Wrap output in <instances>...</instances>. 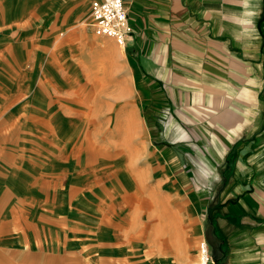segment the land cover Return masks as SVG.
Wrapping results in <instances>:
<instances>
[{
  "label": "crops",
  "instance_id": "crops-1",
  "mask_svg": "<svg viewBox=\"0 0 264 264\" xmlns=\"http://www.w3.org/2000/svg\"><path fill=\"white\" fill-rule=\"evenodd\" d=\"M93 1L0 0V63L8 60L5 67L0 64V264H41L39 253L32 260L25 258V252L37 251L40 241H24L22 217L25 205L32 204L28 202L44 200L46 194L38 191L31 167H22L17 149L2 146V133L9 131L2 123L11 117L81 113L64 110L59 89L55 94L48 90L40 102L33 100L31 90L46 84L43 78L27 76L17 84L21 87L9 83L15 67L13 44L33 47L45 32L54 37L63 29L83 39L98 36L94 30L93 35L77 31ZM124 1L130 34L119 52L117 76L105 48L96 51L107 58L102 64L92 59L94 50L85 47L84 40L71 46L77 55L68 80L71 88L83 85L87 94L97 95L94 101L106 102L82 112L96 116L149 109L155 149L141 143L143 174L152 172L159 193L177 199L185 194L188 207L205 208L207 238L214 247L208 264H264V0ZM105 43L114 49L112 40ZM43 56L40 51L36 61L42 63ZM103 67L100 74L96 69ZM24 89L29 93L18 101ZM120 113L119 125L128 138L126 116ZM137 130L143 138L139 124ZM44 170L49 171L46 166ZM65 176L64 170L61 176L45 173L41 178L55 184ZM49 216L63 230L70 224L65 223L66 214L46 211V220ZM63 247H54L63 255L59 259L89 264L81 246L77 254ZM129 250L117 252L112 260L153 264L150 258H137L142 249L136 245Z\"/></svg>",
  "mask_w": 264,
  "mask_h": 264
},
{
  "label": "rangeland",
  "instance_id": "rangeland-1",
  "mask_svg": "<svg viewBox=\"0 0 264 264\" xmlns=\"http://www.w3.org/2000/svg\"><path fill=\"white\" fill-rule=\"evenodd\" d=\"M43 26L45 28L46 24ZM79 30L93 35L95 29L89 13L77 23ZM73 32L63 29L54 37L45 32L33 47L22 45L19 41L14 42L15 46L13 44L15 67L14 73L8 75L9 83L14 82L16 87H21V84H17L27 76L34 81L43 78L47 83H39L37 88L31 90L33 100L40 102L48 90L55 94L59 89L63 94L64 110L69 113L76 110L81 112L46 115L47 119L44 115L11 117L2 123V128L8 127L6 131L9 130L2 133V146L17 149L22 167H31L29 170L35 172L36 184L41 187L38 191L46 193L44 200L28 202L32 203L31 206L27 204L23 209L24 241L35 238L40 241L37 251L25 252V258L32 260L39 253L41 264H70L68 260L59 259L63 255L60 251H54V247L66 246L70 252L77 254L81 246L80 251L87 254L89 264H120L112 257L117 252L128 253L129 248L136 245L142 249L139 252L141 257L137 258H150L153 264H202L201 245L204 242L208 244L209 226L205 208L196 210V207H188L189 197L185 194L177 199L159 193L152 172L147 170V175L143 174V166H140L141 143L155 149L149 109L127 110L123 114L121 111H110L107 115L105 112H95L96 116H89L82 111L103 107L106 102L94 101L98 98L96 94L93 95L91 91L87 94L83 85L71 88L68 81L74 73L77 59L76 51L71 47L75 42L84 40L85 47L94 50L92 59L104 64L107 58L99 57L96 51L101 53L100 50L107 46L105 41L112 40L114 49L109 45L105 49L109 61L115 63V76L118 74L117 61L120 63L122 59L119 52H123V47L112 37L100 38L94 34L83 39L74 36ZM40 51L44 53L42 63L41 59L36 61ZM58 51L61 53L58 54ZM1 61L0 64L5 67L4 62L8 60ZM105 67L104 70H96L103 74ZM108 73L112 77V73ZM46 85L49 87L46 88ZM25 91H19V94ZM28 93L26 91L24 96L16 99L24 100ZM115 97L121 101L118 95ZM54 98L55 95L52 96ZM118 113L126 116V124L129 125H125L131 130L128 138L126 131L120 128ZM131 119L132 122H129ZM138 124L142 128L141 135L144 134L141 139L137 132ZM132 139H136L134 143ZM107 140L111 145H107ZM94 141L99 149L94 147ZM106 145L111 149L105 148ZM45 166L48 172H44ZM64 170L66 176L55 184L50 179L41 178L45 173L61 176ZM50 188L55 192L52 193ZM45 210L53 214H66L65 223H70L66 224V230L52 216L46 220ZM11 253L14 256L15 250ZM20 256L22 253L19 252ZM71 264L78 262L74 260Z\"/></svg>",
  "mask_w": 264,
  "mask_h": 264
},
{
  "label": "built area",
  "instance_id": "built-area-1",
  "mask_svg": "<svg viewBox=\"0 0 264 264\" xmlns=\"http://www.w3.org/2000/svg\"><path fill=\"white\" fill-rule=\"evenodd\" d=\"M91 25L98 36L112 37L119 46L125 47L130 34L129 15L124 0H94L90 8ZM205 264L210 260V247L202 243Z\"/></svg>",
  "mask_w": 264,
  "mask_h": 264
},
{
  "label": "bare ground",
  "instance_id": "bare-ground-1",
  "mask_svg": "<svg viewBox=\"0 0 264 264\" xmlns=\"http://www.w3.org/2000/svg\"><path fill=\"white\" fill-rule=\"evenodd\" d=\"M105 48H106V47H105ZM107 49H108V48H107ZM119 55L121 56V53H119ZM112 57L115 58L116 55H112ZM118 60H119V59H118ZM117 62H118V61H117ZM118 63H119V62H118ZM119 64H120V63H119ZM115 74H116V73H115ZM94 75H95V74H94ZM123 99H124V98H123ZM117 100H118V99H117ZM122 112H123V111H122ZM135 115H136V114H135ZM121 117H122V116H121ZM133 117H134V116H133ZM127 119H128V118H127ZM135 119H136V118H135ZM120 121H121V120H120ZM130 121L132 122V119L129 120V122H130ZM133 122H135V121L133 120ZM126 123H127V120H125V124H126ZM126 125H127V124H126ZM128 125H129V124H128ZM128 125H127V127H128ZM127 127H126V128H127ZM124 129H125V128H124ZM130 131H131V130H130ZM133 131H134V130H133ZM121 133H122V132H121ZM121 137H122V136H121ZM136 137H137V135H136ZM132 140H133V139H132ZM135 140H136V139H135ZM135 140H133V143L135 142ZM117 147H118V146H117ZM134 149H135V148H134ZM135 150H136V149H135ZM139 154H140V153H139ZM141 158H142V157H141ZM158 199H159V198H158ZM135 203H136V202H135ZM171 207H172V206H171ZM181 229H182V228H181ZM205 260H206V259L202 257V262H201V263H202V264H205ZM177 263H178V262H177Z\"/></svg>",
  "mask_w": 264,
  "mask_h": 264
},
{
  "label": "water",
  "instance_id": "water-1",
  "mask_svg": "<svg viewBox=\"0 0 264 264\" xmlns=\"http://www.w3.org/2000/svg\"><path fill=\"white\" fill-rule=\"evenodd\" d=\"M207 242H208V244H209V246L212 248V259H213V251H214V247H213V245L210 243V240H209V237L207 238Z\"/></svg>",
  "mask_w": 264,
  "mask_h": 264
},
{
  "label": "flooded vegetation",
  "instance_id": "flooded-vegetation-1",
  "mask_svg": "<svg viewBox=\"0 0 264 264\" xmlns=\"http://www.w3.org/2000/svg\"><path fill=\"white\" fill-rule=\"evenodd\" d=\"M209 240H210V243L213 245V241H212V239L209 237ZM208 246H209V244H208ZM210 247V246H209ZM211 248V247H210ZM211 254H212V248H211Z\"/></svg>",
  "mask_w": 264,
  "mask_h": 264
}]
</instances>
